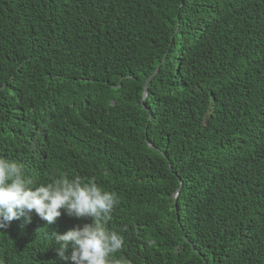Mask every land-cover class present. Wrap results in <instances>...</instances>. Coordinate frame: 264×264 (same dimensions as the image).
<instances>
[{
  "label": "trees",
  "instance_id": "16d2710c",
  "mask_svg": "<svg viewBox=\"0 0 264 264\" xmlns=\"http://www.w3.org/2000/svg\"><path fill=\"white\" fill-rule=\"evenodd\" d=\"M0 157L117 193V260L264 264V0H0ZM84 223L13 221L0 264Z\"/></svg>",
  "mask_w": 264,
  "mask_h": 264
},
{
  "label": "clouds",
  "instance_id": "9594fccd",
  "mask_svg": "<svg viewBox=\"0 0 264 264\" xmlns=\"http://www.w3.org/2000/svg\"><path fill=\"white\" fill-rule=\"evenodd\" d=\"M119 204L117 193L104 190L94 179L54 174L50 182L37 185L26 175L23 164L0 157V229L13 221L26 227L32 223L33 214L48 226L62 215L91 218V223L63 233H47L60 260L72 264H127L123 258H114L124 247V237L107 228Z\"/></svg>",
  "mask_w": 264,
  "mask_h": 264
},
{
  "label": "water",
  "instance_id": "95a60500",
  "mask_svg": "<svg viewBox=\"0 0 264 264\" xmlns=\"http://www.w3.org/2000/svg\"><path fill=\"white\" fill-rule=\"evenodd\" d=\"M164 61H165V60H164ZM159 70H160V67H158V68L156 69V71L152 74V76H150V77L146 80V82H145V86H144V92H143V101H145V100L148 98V94H149V85H150L152 79L158 74ZM181 188H182V185H181V187L178 189V191L174 194V196H173L174 200H176V199L178 198V196H179V194H180V191H181Z\"/></svg>",
  "mask_w": 264,
  "mask_h": 264
}]
</instances>
